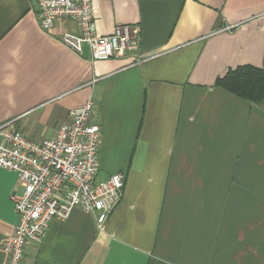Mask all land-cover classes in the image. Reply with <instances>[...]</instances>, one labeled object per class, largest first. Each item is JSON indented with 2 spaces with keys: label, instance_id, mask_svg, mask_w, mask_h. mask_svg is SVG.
Returning <instances> with one entry per match:
<instances>
[{
  "label": "crops",
  "instance_id": "crops-1",
  "mask_svg": "<svg viewBox=\"0 0 264 264\" xmlns=\"http://www.w3.org/2000/svg\"><path fill=\"white\" fill-rule=\"evenodd\" d=\"M95 32L129 25L139 57L91 61L65 47L72 20L38 26L34 0H0V125L40 142L94 104L95 183L125 173L98 230L75 208L50 221L23 264H264V99L219 87L229 70H264V0H92ZM16 174L0 168L2 245L18 217Z\"/></svg>",
  "mask_w": 264,
  "mask_h": 264
},
{
  "label": "built area",
  "instance_id": "built-area-1",
  "mask_svg": "<svg viewBox=\"0 0 264 264\" xmlns=\"http://www.w3.org/2000/svg\"><path fill=\"white\" fill-rule=\"evenodd\" d=\"M38 26L51 31L61 20L77 23V33H65L62 44L81 56L83 46L91 61L122 59L132 54L135 63L150 57H139L140 37L129 25H117L112 34L95 32L92 0H34ZM94 104L87 101L70 112L52 138L35 142L15 129L13 121L0 125V168L13 172L22 189L12 195L18 223L11 237L2 245L6 264H23L26 245L39 243L45 237L51 220H66L79 208L94 217L98 230L120 203L125 173H114L95 183L98 171L100 128L91 124Z\"/></svg>",
  "mask_w": 264,
  "mask_h": 264
},
{
  "label": "trees",
  "instance_id": "trees-1",
  "mask_svg": "<svg viewBox=\"0 0 264 264\" xmlns=\"http://www.w3.org/2000/svg\"><path fill=\"white\" fill-rule=\"evenodd\" d=\"M217 85L228 92L248 100L259 102L264 99V70L250 66L229 70Z\"/></svg>",
  "mask_w": 264,
  "mask_h": 264
}]
</instances>
